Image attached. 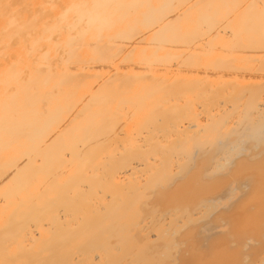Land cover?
Masks as SVG:
<instances>
[{
  "label": "bare ground",
  "instance_id": "obj_1",
  "mask_svg": "<svg viewBox=\"0 0 264 264\" xmlns=\"http://www.w3.org/2000/svg\"><path fill=\"white\" fill-rule=\"evenodd\" d=\"M263 219L264 0H0V264H264Z\"/></svg>",
  "mask_w": 264,
  "mask_h": 264
},
{
  "label": "rangeland",
  "instance_id": "obj_2",
  "mask_svg": "<svg viewBox=\"0 0 264 264\" xmlns=\"http://www.w3.org/2000/svg\"><path fill=\"white\" fill-rule=\"evenodd\" d=\"M225 211H226L225 213H228L229 212V209H225ZM213 215H214V213H211L210 214V217H212ZM201 222L202 221H200L199 223H201ZM209 228H212V227H210V225H206V226H203L202 229L200 230V240L202 241V243H203L204 246L210 244V242L212 240H213V242H215L218 239V238H215L216 237L215 230L214 229H209ZM262 229H263V238H264V219H263V227H262ZM223 236H224V239H223L224 242L231 241L235 245H237L239 243V240L238 239H236L235 242L232 241V238L234 236H230L228 234H224Z\"/></svg>",
  "mask_w": 264,
  "mask_h": 264
}]
</instances>
